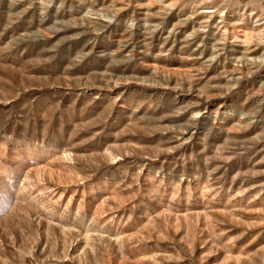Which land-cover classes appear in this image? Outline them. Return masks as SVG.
<instances>
[{
  "label": "rangeland",
  "instance_id": "rangeland-1",
  "mask_svg": "<svg viewBox=\"0 0 264 264\" xmlns=\"http://www.w3.org/2000/svg\"><path fill=\"white\" fill-rule=\"evenodd\" d=\"M0 264H264V0H0Z\"/></svg>",
  "mask_w": 264,
  "mask_h": 264
},
{
  "label": "bare ground",
  "instance_id": "bare-ground-1",
  "mask_svg": "<svg viewBox=\"0 0 264 264\" xmlns=\"http://www.w3.org/2000/svg\"><path fill=\"white\" fill-rule=\"evenodd\" d=\"M174 225V224H173Z\"/></svg>",
  "mask_w": 264,
  "mask_h": 264
}]
</instances>
